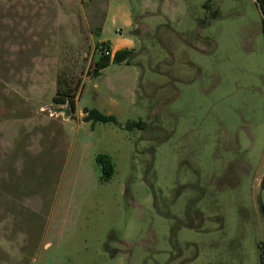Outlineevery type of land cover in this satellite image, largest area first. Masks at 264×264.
I'll return each mask as SVG.
<instances>
[{
  "label": "rangeland",
  "instance_id": "rangeland-1",
  "mask_svg": "<svg viewBox=\"0 0 264 264\" xmlns=\"http://www.w3.org/2000/svg\"><path fill=\"white\" fill-rule=\"evenodd\" d=\"M262 18L254 0H0V264H260ZM119 33L130 64L93 76Z\"/></svg>",
  "mask_w": 264,
  "mask_h": 264
},
{
  "label": "trees",
  "instance_id": "trees-1",
  "mask_svg": "<svg viewBox=\"0 0 264 264\" xmlns=\"http://www.w3.org/2000/svg\"><path fill=\"white\" fill-rule=\"evenodd\" d=\"M257 3L262 12V15H263L262 20L264 22V0H257ZM205 7H208V4H205ZM216 14L217 12L214 11L212 16L215 17ZM103 44L109 47L108 44H105V43ZM132 53H133L132 50L120 49L114 52V55L112 58L102 55L100 59L97 61V63L95 64L92 75L96 76L101 69L107 67L110 63L129 65L130 57L132 56ZM74 99H75L74 88H72L70 85L61 84L58 81V86H57L55 95L53 97L54 104L59 105V106L66 105L68 112L71 114L75 110ZM83 114H84L83 120L86 122H92L93 124L95 123L117 124V121L114 116L102 114L101 112L95 109H92V110L85 109ZM124 127L126 130H129V131L134 130V129L144 130L146 128V123L140 120L139 121H128ZM96 161L101 166L103 180L109 181L114 174V166H113V163L110 157L107 155H98L96 157ZM261 187L264 189V173L261 179ZM260 212L262 214V220H263V239L259 247V260H260V264H264V204L260 205Z\"/></svg>",
  "mask_w": 264,
  "mask_h": 264
},
{
  "label": "crops",
  "instance_id": "crops-1",
  "mask_svg": "<svg viewBox=\"0 0 264 264\" xmlns=\"http://www.w3.org/2000/svg\"><path fill=\"white\" fill-rule=\"evenodd\" d=\"M126 26L130 27L131 22L126 21ZM109 47L114 53L120 49H133L135 47V42L130 36H125L123 33H119L116 37L112 39V42L109 43Z\"/></svg>",
  "mask_w": 264,
  "mask_h": 264
},
{
  "label": "built area",
  "instance_id": "built-area-1",
  "mask_svg": "<svg viewBox=\"0 0 264 264\" xmlns=\"http://www.w3.org/2000/svg\"><path fill=\"white\" fill-rule=\"evenodd\" d=\"M97 49L100 52V54L103 56H108V57L112 58L114 55L111 48L105 46L103 43H101Z\"/></svg>",
  "mask_w": 264,
  "mask_h": 264
},
{
  "label": "water",
  "instance_id": "water-1",
  "mask_svg": "<svg viewBox=\"0 0 264 264\" xmlns=\"http://www.w3.org/2000/svg\"><path fill=\"white\" fill-rule=\"evenodd\" d=\"M255 2H256V4L258 5V3H257V0H254ZM258 8H259V5H258ZM259 11H260V13H261V15H262V12H261V10H260V8H259ZM263 16V15H262ZM263 173H264V171H263ZM262 176H263V174H262ZM261 185V184H260Z\"/></svg>",
  "mask_w": 264,
  "mask_h": 264
}]
</instances>
